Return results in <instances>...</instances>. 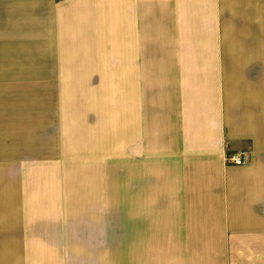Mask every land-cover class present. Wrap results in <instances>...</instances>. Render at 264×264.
Wrapping results in <instances>:
<instances>
[{"label":"crops","instance_id":"0c3cea01","mask_svg":"<svg viewBox=\"0 0 264 264\" xmlns=\"http://www.w3.org/2000/svg\"><path fill=\"white\" fill-rule=\"evenodd\" d=\"M58 1L0 0V264L111 263L109 199L98 215L92 190L68 192L73 143L50 101L67 65L33 52L40 34L51 49V17L59 41L81 36ZM97 1L122 4L121 61L91 65L122 82L125 257L264 264V0Z\"/></svg>","mask_w":264,"mask_h":264},{"label":"rangeland","instance_id":"374dc122","mask_svg":"<svg viewBox=\"0 0 264 264\" xmlns=\"http://www.w3.org/2000/svg\"><path fill=\"white\" fill-rule=\"evenodd\" d=\"M66 1L69 2L65 3ZM80 2L65 0L55 2V5L60 3L66 5L65 10L71 13L67 15V21L71 23L73 20L74 25L81 28V36L72 33L66 42L64 39L59 41L60 36L56 33L58 18L51 17L48 19L51 24L57 22L52 26L51 49L47 51L39 49V45L44 41H42L41 34H38V39L34 42L36 49L33 52L35 58L48 60L51 66L57 69L59 67L62 69L58 63H66L67 66L64 68L66 67L69 71L66 77L70 80L51 83L54 85L51 88L54 92H51L53 95L50 97L51 105L60 110L64 118L63 121L67 128L66 137L69 142L73 143L71 144L72 152L68 153L67 171L70 178L68 192L77 190L76 196L79 191L85 194L92 190L93 200L96 201L95 206L98 207V215H101L102 208L106 206L107 199H109L111 203L109 204L111 206H109V216L114 220V234L109 237V252L112 251L110 264H138L136 254L130 252V258L127 252V257H125L122 237V224L126 217L123 194L122 82L117 79V75L112 76L115 80L107 81V76L95 74V67L91 65L92 59L96 61V58L105 63L121 61L122 4L97 0H80ZM78 4H81L82 8H79ZM61 10L64 11L63 7ZM79 10L82 11L83 16L75 17ZM20 20L25 22L26 18ZM42 20L40 18V21ZM104 21L115 23V27H110L108 23L107 28L100 30L102 39H98L99 31L94 32V30L98 29V24L102 25ZM36 22L39 23V21ZM60 45H66L65 49L58 50L57 47ZM23 54L25 55L24 51ZM81 59L83 67L76 62ZM46 68L47 63L43 64V67L35 66V71L46 72ZM30 101L38 108L47 103L46 98H35ZM50 117L52 122L58 119L61 121L57 113L51 112ZM81 132V136L77 137ZM78 152L81 157L82 153L91 155L92 157L89 158L95 162L92 163V169L95 167L98 172L91 169L90 162L88 168L84 166V162L76 163L75 157ZM73 153L76 156L73 157ZM107 191L109 195L106 194Z\"/></svg>","mask_w":264,"mask_h":264},{"label":"built area","instance_id":"2783aa9c","mask_svg":"<svg viewBox=\"0 0 264 264\" xmlns=\"http://www.w3.org/2000/svg\"><path fill=\"white\" fill-rule=\"evenodd\" d=\"M225 160L234 165H244L247 163V154L245 152L229 154L226 155Z\"/></svg>","mask_w":264,"mask_h":264}]
</instances>
